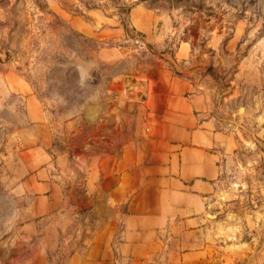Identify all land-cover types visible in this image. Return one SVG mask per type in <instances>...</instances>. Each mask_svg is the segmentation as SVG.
Listing matches in <instances>:
<instances>
[{"label":"rangeland","instance_id":"obj_1","mask_svg":"<svg viewBox=\"0 0 264 264\" xmlns=\"http://www.w3.org/2000/svg\"><path fill=\"white\" fill-rule=\"evenodd\" d=\"M169 88L225 138L190 249L264 264V0H0V233L32 217L55 258L45 188H73L89 144L149 134Z\"/></svg>","mask_w":264,"mask_h":264},{"label":"crops","instance_id":"obj_2","mask_svg":"<svg viewBox=\"0 0 264 264\" xmlns=\"http://www.w3.org/2000/svg\"><path fill=\"white\" fill-rule=\"evenodd\" d=\"M165 93L168 100L158 120L150 122L149 134L122 132L110 142L89 144L78 160L87 171L79 173L75 186L45 188L48 196L39 213L53 216L47 230L61 244L56 257L47 243L38 245L52 238L49 230L40 236L32 232L34 218L27 217L23 232L10 224L0 233V264L205 262L203 250L190 248L208 223V200L218 188L225 138L210 121L195 118L185 101L180 110L188 114L175 110L181 93L173 88ZM119 125L121 130L128 127H107Z\"/></svg>","mask_w":264,"mask_h":264}]
</instances>
